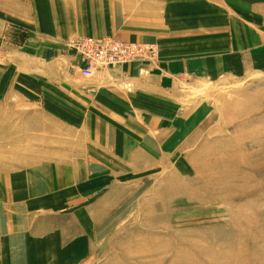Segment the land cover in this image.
Returning a JSON list of instances; mask_svg holds the SVG:
<instances>
[{
    "label": "rangeland",
    "instance_id": "1",
    "mask_svg": "<svg viewBox=\"0 0 264 264\" xmlns=\"http://www.w3.org/2000/svg\"><path fill=\"white\" fill-rule=\"evenodd\" d=\"M22 1L9 5L21 8V18L9 9L0 19V49L20 44L45 26L60 32L64 28L66 38L59 35L62 42L94 37L144 43L135 40L141 36L130 33L142 29H135L131 24L134 20L127 18L142 5L140 0ZM150 44L158 47L154 58H136L79 73L90 79L104 70L136 62L155 67L160 49L155 42ZM180 89L183 99L173 101L175 108L180 105L175 118L186 123L197 114L196 126L178 125L179 132L168 133L158 142L154 139L161 132L147 131L150 144L162 146L142 150L152 159L162 156L165 164L153 162L136 171L127 166L125 173L117 167L111 177L107 163L93 160L101 156L110 167L120 157L118 150L121 154L124 149L100 146L103 141L99 138H105L103 130L96 139L97 131L84 132L82 138L73 132L71 146L65 147L63 133H57L53 149L47 146V134H40L39 141L34 142L30 141L32 133L0 132L1 140L9 141L5 150H14L10 144L19 140L20 147H26L15 149L19 156L21 151L39 150L37 155L42 160L56 158L57 172H64V168L68 171V167L73 172L80 166L84 168L83 159L88 165L101 167L99 174L93 173L94 181H88L89 191L78 192V196L86 197L82 204L81 197L76 202L70 198L60 202L56 189L49 187L57 198L56 210L49 211L53 215H47L43 206L33 213L40 222L39 231L54 227L59 235L50 243H39L41 249L48 250H39L37 257L35 251L31 253L32 264H264V73L215 83H183ZM166 115L153 112L149 117L164 123L173 118ZM168 123L170 126L171 120ZM138 127L132 131L140 144L143 135ZM14 155L18 153L13 151ZM2 156L10 155L5 152ZM45 165L35 167L42 171ZM103 173L104 178L100 175ZM44 181L53 184V174ZM80 207H86L88 221V235L83 242L75 240V222L67 216Z\"/></svg>",
    "mask_w": 264,
    "mask_h": 264
},
{
    "label": "crops",
    "instance_id": "2",
    "mask_svg": "<svg viewBox=\"0 0 264 264\" xmlns=\"http://www.w3.org/2000/svg\"><path fill=\"white\" fill-rule=\"evenodd\" d=\"M36 1L39 0H32ZM140 1L142 5L127 18L134 20L131 24L135 29L142 30L130 33L142 37L135 40L155 42L159 46L160 57L155 67L136 62L84 78L77 68L78 57L59 43L62 42L59 35L66 38L65 29L60 32L52 26L32 32L20 44L3 46L0 49V132L32 133L30 141L34 142L39 141L40 134H47V146L53 149L57 133H63L65 147L71 146L73 132L82 138L84 132L97 131L96 139L103 130L105 138H99L103 141L100 146L124 149L121 154L118 150L120 157L110 167L101 156L93 160L107 163L111 177L117 167L125 173L127 166L136 171L153 162L165 164L162 156L152 159L142 150L162 146L150 144L147 131L159 130V137L154 139L158 142L164 135L175 133L178 125L196 126L197 114L186 123L175 118L180 105L175 108L173 101L183 99L180 89L183 83H215L264 73V0ZM22 2L0 0V19L9 9L13 16L21 18L18 16L21 8L16 10L9 5ZM153 112H163L173 118L161 123L149 117ZM169 120L171 124L167 126ZM137 127L143 135L140 144L135 142L132 131ZM8 144L7 139L0 138V264H32L31 253L35 251L37 257L39 250H48L41 249L39 243H50L59 235L54 227L39 231L40 222L33 213L43 206L47 215H53L49 211L56 210L57 198L49 187L56 189L55 196L58 194L60 202L69 198L76 202L81 197L82 204L86 197L78 196V192L89 191L87 184L94 181L93 173L99 174L101 167L88 165L87 159H83L84 168L80 166L73 172L68 167V171L64 168V172H57L56 158L42 160L37 155L39 150L21 151L19 156L15 149L26 147H20L19 140H15L10 144L14 150L8 151L4 149ZM30 146L33 147L32 142ZM13 151L18 156H13ZM5 152L10 156H2ZM38 164L46 165L40 171L35 167ZM105 173L100 175L104 178ZM50 174H53V184L44 181ZM85 208H75L67 215L75 222V240L79 242L85 241L88 235Z\"/></svg>",
    "mask_w": 264,
    "mask_h": 264
},
{
    "label": "built area",
    "instance_id": "3",
    "mask_svg": "<svg viewBox=\"0 0 264 264\" xmlns=\"http://www.w3.org/2000/svg\"><path fill=\"white\" fill-rule=\"evenodd\" d=\"M63 48L75 54L80 72L100 70L128 63L138 58L150 59L154 44L116 41L108 38L75 37L60 43Z\"/></svg>",
    "mask_w": 264,
    "mask_h": 264
},
{
    "label": "bare ground",
    "instance_id": "4",
    "mask_svg": "<svg viewBox=\"0 0 264 264\" xmlns=\"http://www.w3.org/2000/svg\"><path fill=\"white\" fill-rule=\"evenodd\" d=\"M157 48H154L153 50H152V55L151 56H149V58H154L156 55H157ZM125 64V63H124Z\"/></svg>",
    "mask_w": 264,
    "mask_h": 264
}]
</instances>
